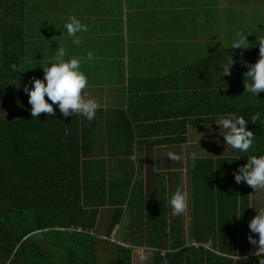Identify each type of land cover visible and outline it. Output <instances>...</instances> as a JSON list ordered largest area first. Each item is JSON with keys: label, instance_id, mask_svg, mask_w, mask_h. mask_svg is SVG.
<instances>
[{"label": "crops", "instance_id": "1", "mask_svg": "<svg viewBox=\"0 0 264 264\" xmlns=\"http://www.w3.org/2000/svg\"><path fill=\"white\" fill-rule=\"evenodd\" d=\"M5 1L0 0V18L10 11L9 4H3ZM16 3L25 25L20 74L23 88L32 87L33 78H44L42 64L54 62L59 45L65 47L66 59L85 58L89 51L93 53V60H82L79 70L88 79L82 95L99 107L93 120L77 114L73 123L79 142L74 146L75 153L92 160L89 166L83 164L82 171L97 174L85 180L88 188L83 189V195L89 201L102 196L100 204L104 205L100 206L99 220L108 222L114 208L123 205L122 223L115 227L113 235L120 225L129 223L131 237L134 209L128 200L133 188H139L142 182L143 192L134 199L136 212L144 203V194L148 216L167 221L177 216L173 215L169 201L179 188L188 194V211L182 216L184 236L191 243L195 220L200 216L198 206L203 205L200 197L204 195L194 178L197 162L193 163L191 154L195 152L199 161L239 158L242 165L248 157L264 156L259 150L241 152L227 146L221 134L225 130L220 131L215 122L218 117L213 115L217 94L224 92L226 116L240 101L244 111L249 112L242 114L248 121L247 129L256 113L260 114L256 123L264 129V92L253 96L245 91V82L251 83L245 76V62L254 64L259 60L258 39H264V0ZM71 17L88 27L87 32L78 33L80 45L72 43L65 28ZM237 32L247 37L251 47L231 48L238 39ZM231 56L235 61L231 75L223 76L220 64H226ZM4 90L1 82L2 114L11 110L9 95ZM208 104L212 110L210 118L203 113ZM6 119L7 116L2 121ZM169 152L183 158L172 161ZM248 190L253 205L249 208L251 221L258 210L264 211V189L255 192L249 186ZM124 196L127 198L123 201ZM207 213L210 211H205V216ZM250 234L259 239L258 234ZM251 248V255H255L256 246L251 244Z\"/></svg>", "mask_w": 264, "mask_h": 264}, {"label": "trees", "instance_id": "2", "mask_svg": "<svg viewBox=\"0 0 264 264\" xmlns=\"http://www.w3.org/2000/svg\"><path fill=\"white\" fill-rule=\"evenodd\" d=\"M5 3L9 4L10 11L0 18L3 51L0 83L5 87V95H9L11 110L5 111L6 115L0 109V258L3 264H133L134 252L140 249L153 253V264H163L165 258L168 264H260L259 257L251 255L252 243L248 239L249 186L236 183L234 178L242 166L237 159L196 160L194 178L204 195L200 197L203 205L198 206L200 216L195 220L191 243L184 236L182 215L173 216L170 221L151 218L144 194V203H140L141 209L136 212L138 206L134 199L137 193L143 192L142 182L139 188H133L128 200L134 209L129 241L123 242L120 235H113L115 227L122 223L124 206L114 208L110 220L104 222L99 220L100 206L104 205L100 204L102 196L93 201L84 199L83 189L88 188L85 180L93 174L84 173L82 166H89L92 160L75 153L74 146L79 142L75 138L74 116L65 118L58 105H53V116L44 113L37 118L31 116L32 105L20 80L24 15L19 12L16 0ZM13 63L17 70L11 68ZM217 99L213 115L226 116L225 93L217 94ZM241 104L238 101L229 111L237 116L249 113ZM211 111L208 104L204 116L210 118ZM5 116L8 119L2 121ZM249 129L254 133L250 150L264 152L261 124L252 123ZM205 211L210 213L205 216Z\"/></svg>", "mask_w": 264, "mask_h": 264}, {"label": "clouds", "instance_id": "3", "mask_svg": "<svg viewBox=\"0 0 264 264\" xmlns=\"http://www.w3.org/2000/svg\"><path fill=\"white\" fill-rule=\"evenodd\" d=\"M71 22L65 25L68 36L72 37V43L80 45L81 37L78 33L87 32V25L75 18H70ZM238 39L234 40L231 48L247 49L251 46L248 44L247 37L242 33L237 32ZM259 43V60L254 63H246L248 71L245 73L246 78L250 79L251 83H246L245 91L250 92L253 96H258L260 92H264V39H258ZM67 52L63 45H59L58 50L53 57V61L49 64H42L44 78H33L31 81L32 87L24 86V92L29 96L32 118L40 117L41 113L49 116L55 115L53 105H58L62 115L68 116L82 115L89 121L95 118L96 111L99 107L97 102L92 99H85L82 95L83 90L88 86V79L85 74L80 71L82 60H93V53L88 52L85 58H70L66 59ZM235 61L232 56L228 62L221 63L223 76L231 75V67ZM13 70H17V65H11ZM24 71V70H23ZM47 97V99H46ZM51 101V103L49 102ZM260 119V114L256 113L251 116L253 123ZM217 125L220 126L221 134L225 138L227 146L238 149L241 152H248L254 143V133L247 129L248 121L243 116H237L232 113L228 116H220L215 119ZM168 158L172 161H180L183 157L179 154L169 152ZM199 157L195 152L191 154L193 163ZM239 159V158H237ZM236 183H246L248 186L255 189V192L264 189V156L257 157L255 155L248 157V162L238 169L234 174ZM173 215L186 214L188 211V194L187 192L177 189L169 201ZM253 205H249L252 207ZM257 209V208H256ZM258 210V209H257ZM250 233H256L259 239H255L251 234L249 242L256 246L255 255L259 257L260 264H264V211L258 210L256 215L249 223ZM162 256L166 257L164 252ZM143 259V256L141 257ZM163 264H168L165 258Z\"/></svg>", "mask_w": 264, "mask_h": 264}, {"label": "rangeland", "instance_id": "4", "mask_svg": "<svg viewBox=\"0 0 264 264\" xmlns=\"http://www.w3.org/2000/svg\"><path fill=\"white\" fill-rule=\"evenodd\" d=\"M226 23L227 22H225V25ZM5 109L7 108L5 107ZM205 146L206 148H209L208 143H205ZM129 233H130V227H129V223H127L126 225H120L117 228L114 236L118 237V235H120L123 242H128L130 239ZM39 239L42 243H44L40 237ZM142 256H143V259L141 258ZM152 258H153V253L149 250H141V249L135 250L134 255H133V264H153ZM0 264H3V260L1 258H0Z\"/></svg>", "mask_w": 264, "mask_h": 264}]
</instances>
